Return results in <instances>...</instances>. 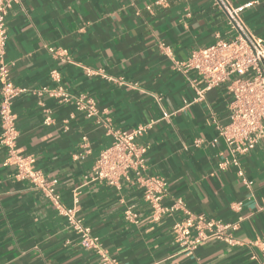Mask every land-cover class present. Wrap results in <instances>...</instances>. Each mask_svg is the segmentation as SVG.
<instances>
[{"label":"crops","instance_id":"obj_1","mask_svg":"<svg viewBox=\"0 0 264 264\" xmlns=\"http://www.w3.org/2000/svg\"><path fill=\"white\" fill-rule=\"evenodd\" d=\"M242 18L264 41V0ZM10 80L29 90L13 102L17 150L32 168L57 182L62 203L78 199V217L119 264H259L264 250V146L239 157L247 189L217 125L229 122L226 86L200 102L178 66L193 52L237 32L217 0H18L6 17ZM1 89V84H0ZM46 90V91H45ZM92 100L88 118L76 104ZM50 121H47V119ZM147 127L138 144L147 148L146 177L165 180L162 204L181 201L193 215L237 223L236 246L209 242L182 252L173 225L181 208L155 220L144 189L130 175L116 185L91 181L113 130ZM0 124V137H1ZM15 167L0 144V264H103L82 247L41 192L16 181ZM137 215V223L126 212Z\"/></svg>","mask_w":264,"mask_h":264},{"label":"built area","instance_id":"obj_2","mask_svg":"<svg viewBox=\"0 0 264 264\" xmlns=\"http://www.w3.org/2000/svg\"><path fill=\"white\" fill-rule=\"evenodd\" d=\"M17 2L18 0H0V144L6 149L16 169L15 180L28 182L35 190L41 192L58 214L66 219L67 227L78 235L83 248L96 252L103 264H119L103 253L99 239L93 236L91 230L79 219L78 199H75L72 207L64 206L57 191V182L48 180L42 172L34 170V159L17 150L18 131L12 106L15 99L29 92L11 82V67L6 60V17ZM217 2L237 35L230 41L218 40L209 47L193 52L178 68L187 77L191 72L196 74L194 79L188 78L195 90L196 102L202 101L206 93L226 86L231 96L229 122L226 125L218 124L217 132L218 137L223 139L229 149L232 159L221 163L220 167H236L243 185L251 190L253 182L245 175L239 157L250 153L260 144L264 146V41L249 32L242 18L243 10L252 4L234 7L228 0ZM76 104L88 118L96 116L97 111L92 100L82 97L76 100ZM146 129L147 127L140 126L132 131L113 130V142L98 158L91 181L114 186L120 178L128 179L130 175L134 176L144 189V198L155 220L182 208L186 217L173 225L172 232L184 253L192 254L200 246L213 241L232 247L238 245L234 237L238 230L237 223L225 224L203 215H193L181 201L171 207L162 204L167 183L160 178L145 176L147 148L138 144ZM126 219L138 222L137 215L132 210L126 212ZM254 245H259L264 250V242H255ZM259 264H264V260Z\"/></svg>","mask_w":264,"mask_h":264}]
</instances>
